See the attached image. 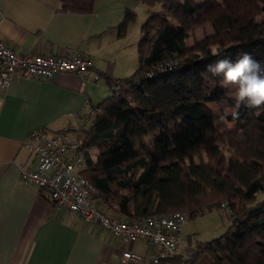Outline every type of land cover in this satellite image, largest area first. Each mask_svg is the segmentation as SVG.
<instances>
[{"label": "trees", "instance_id": "1", "mask_svg": "<svg viewBox=\"0 0 264 264\" xmlns=\"http://www.w3.org/2000/svg\"><path fill=\"white\" fill-rule=\"evenodd\" d=\"M142 1L161 4L164 13H150L141 27L140 65L130 76L105 77L113 95L81 128L83 174L98 191L96 206L132 222L179 211L190 218L216 201L237 203L227 230L196 244L187 263L264 264V108L216 115L206 103H223L232 91L205 70L245 52L264 65V0ZM94 4L61 0V10L91 13ZM135 18L127 9L121 34ZM208 24L213 32L188 46L190 34Z\"/></svg>", "mask_w": 264, "mask_h": 264}, {"label": "crops", "instance_id": "2", "mask_svg": "<svg viewBox=\"0 0 264 264\" xmlns=\"http://www.w3.org/2000/svg\"><path fill=\"white\" fill-rule=\"evenodd\" d=\"M132 8V0H95L91 13H74L62 11L61 0H0V42L21 53L66 56L79 50L95 60L84 85L78 74L59 72L45 79L15 76L0 91V264H118L124 249L148 256L146 240L124 243L76 212L56 211L44 190L20 177L21 166L36 167L25 146L33 130L70 127L83 139L81 128L90 125L83 116L106 97L99 82L133 70L137 41L128 43L129 24L124 34L119 31ZM185 234L182 227V239ZM184 247L178 258L159 264H188Z\"/></svg>", "mask_w": 264, "mask_h": 264}, {"label": "built area", "instance_id": "3", "mask_svg": "<svg viewBox=\"0 0 264 264\" xmlns=\"http://www.w3.org/2000/svg\"><path fill=\"white\" fill-rule=\"evenodd\" d=\"M94 68V58L79 50L66 56L44 52L21 53L0 42V91H6L15 76L45 79L52 78L59 72L78 74L84 85L87 73ZM94 79L101 80V75L96 73ZM82 121L94 123V107L83 116ZM25 146L34 152L36 167L21 166V180L44 190L56 211L76 212L87 223L111 232L124 243L139 239L148 242V256L124 249L118 264H159L179 255L181 230L188 219L187 213L179 211L169 216L148 215L131 222L109 217L97 208L94 198L98 191L83 174L84 142L77 130L66 127L61 132L51 133L45 128H37L31 132ZM222 205L232 211L226 202Z\"/></svg>", "mask_w": 264, "mask_h": 264}, {"label": "rangeland", "instance_id": "4", "mask_svg": "<svg viewBox=\"0 0 264 264\" xmlns=\"http://www.w3.org/2000/svg\"><path fill=\"white\" fill-rule=\"evenodd\" d=\"M132 5V10L136 13V18L129 22L127 40L128 43H132L134 47L136 41L137 45L139 44V41L142 37L141 27L147 20L150 13L161 14L164 13V9L162 8L161 4H157L154 7H148L142 0H132ZM212 32L213 29L209 24L204 27H197L187 38V45L192 46L195 41L203 39L206 34H211ZM132 63L135 65L133 70H131L129 73V76L131 73H134L140 65L139 53L137 56H133ZM99 84L102 85L107 91L105 95L106 97H104V99H107L113 95V90L108 85L106 80L99 82ZM233 96L234 93L232 91L229 92L227 101L223 103L211 102V107H209L210 102H207L206 104L216 115L223 116L225 119H227L232 117L234 115L233 113L237 110L234 108ZM227 125L229 128H233L235 123L232 121H227ZM145 140L149 144L152 142L153 137L148 136ZM225 154L227 156L233 155L228 149L225 151ZM263 198L264 193L259 195L258 200ZM222 203V201H216L212 203L211 207L206 209L203 213L197 214L187 219L183 225L184 233L187 232V234H185L181 241L182 246H191L189 243L205 244L216 238H219L227 230L229 227V219L232 211H230V209H228L226 206H223ZM231 208L232 210L236 211L238 209L237 203H233Z\"/></svg>", "mask_w": 264, "mask_h": 264}, {"label": "clouds", "instance_id": "5", "mask_svg": "<svg viewBox=\"0 0 264 264\" xmlns=\"http://www.w3.org/2000/svg\"><path fill=\"white\" fill-rule=\"evenodd\" d=\"M212 54L219 56L215 48ZM205 70L211 77L220 78L218 83L222 88L233 91L235 109L241 106L248 109L264 108V65L250 53H240L235 60L218 58L207 64Z\"/></svg>", "mask_w": 264, "mask_h": 264}, {"label": "water", "instance_id": "6", "mask_svg": "<svg viewBox=\"0 0 264 264\" xmlns=\"http://www.w3.org/2000/svg\"><path fill=\"white\" fill-rule=\"evenodd\" d=\"M197 248L195 246H185L184 252L187 254L189 258H192L196 252Z\"/></svg>", "mask_w": 264, "mask_h": 264}]
</instances>
